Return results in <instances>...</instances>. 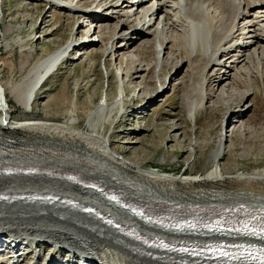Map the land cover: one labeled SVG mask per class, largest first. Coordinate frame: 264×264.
Returning a JSON list of instances; mask_svg holds the SVG:
<instances>
[{"label": "bare ground", "instance_id": "1", "mask_svg": "<svg viewBox=\"0 0 264 264\" xmlns=\"http://www.w3.org/2000/svg\"><path fill=\"white\" fill-rule=\"evenodd\" d=\"M44 1L54 7L70 10L69 3L63 0ZM92 3L101 10L108 8L110 12L107 18L100 20L84 15L88 21L79 22L76 30L78 34H74L56 52L36 63L18 84L8 87L7 93L29 113L37 92L64 64L81 58H85V62L96 60L102 50L92 48L101 43L103 56H106L108 79L104 97L96 105L93 104L97 99L96 94L93 99L84 100L81 103L87 110L84 116L77 98L87 94L93 83L76 82L72 89L73 98L62 101L64 108L61 114L12 124L5 98L6 89L0 84V158L4 156L27 164L45 163L54 167L57 173H0V192L55 193L97 207L124 223L137 226L147 234L160 235L162 231L147 227L97 190L61 177L59 172L65 169L78 170L91 177L100 175L135 194L167 200L175 206L229 207L226 203L235 202L264 208L258 206L264 205V169L245 175L223 174L220 161L225 152V133L212 153L210 168L198 175L188 174L190 166L179 175L145 170L116 155L110 148V137L104 135L105 130L113 125L117 111L125 116L128 102L136 103L142 96L155 91L154 87L147 85L152 73L151 63L140 56L132 57L134 52L130 49L134 43V31L131 28L145 30L150 37L154 35L151 41L141 40L138 49L155 45L162 81L168 76V65L174 63L171 60L175 57L189 59L186 60L190 80L183 101L189 112L188 119L197 120V116L208 109L206 107L211 98L209 92L216 94L211 108L216 109L219 106L217 104L225 100L230 102L233 98L236 103L238 99L243 100L251 95V79L260 72V75H264V0H94ZM114 20L118 26L130 28L129 32L116 35V26L103 25L99 27L97 39L91 38L95 31V21L102 23ZM83 34L85 38L78 40L77 36ZM76 50L78 54L69 61ZM221 58L224 61L219 62ZM114 61H119L116 66ZM93 65L96 66V61ZM209 72H212L210 79ZM115 77L118 86L113 89ZM223 83L227 89L219 90V85ZM233 85L235 89H232ZM113 90L115 98L112 97ZM145 110V107L140 109L143 113ZM60 118L63 121L57 123ZM193 147L197 149L201 146ZM202 233L203 236L192 239L224 238L212 237L211 233L205 231ZM106 235L116 240L115 233L106 226L68 207L26 201H0V237H13L16 243L18 238L23 239L13 246L17 252L29 239L41 238L52 245H61L80 253L85 264L92 259L104 264H171L164 257L163 260L149 259L117 243L114 244L115 248L110 247L108 244L111 242L106 239ZM99 243L102 250L94 254ZM17 252V258L12 259L13 264L21 263L22 255Z\"/></svg>", "mask_w": 264, "mask_h": 264}, {"label": "rangeland", "instance_id": "2", "mask_svg": "<svg viewBox=\"0 0 264 264\" xmlns=\"http://www.w3.org/2000/svg\"><path fill=\"white\" fill-rule=\"evenodd\" d=\"M63 1L69 3L70 10L54 7L44 0H0V84L6 89L5 98L12 124L41 120L46 115L55 117L61 114L64 108L62 101L65 98H73L72 89L76 82L92 81L93 83L87 94L77 98L84 116L87 113L86 107L81 105L84 100H91L96 94L97 99L93 103L96 105L104 97L108 79L105 67L106 56H103L104 50L101 43H97L92 48L98 51L102 50V54H99L96 60L85 62V58H81V60L64 64L56 75L51 77L37 92L33 109L31 108L29 113L25 112L7 93L8 87L18 84L36 63L56 52L74 34H78L76 30L79 27V22H87L88 17L102 20L107 18L106 15L110 12L108 8L101 10V8L93 6L94 0ZM117 24L115 20L102 21V23L95 21L93 23L95 31L91 38L97 39L99 27L103 25L116 26L118 28L115 30L116 35H124L129 32L130 28ZM131 30L134 31V43L130 49L134 52L132 57L140 56L141 59L145 58L151 63L152 73L147 80V85L154 87L155 91L142 96V99L136 103L128 102L129 106L125 116L119 114L118 111L114 114L113 125L109 127L110 129L107 128L104 133L110 137L111 150L119 157L124 158L125 161L139 165L148 171L179 175L190 166L188 174L198 175L210 168L212 153L225 133L226 138L223 143L225 152L220 161L224 175H245L264 169V75H260V72L254 79H251V90H253L251 95L243 100L238 99L236 103L233 98L229 99L230 102L225 100L223 103L217 104L219 106L216 105V109L211 108L215 103L216 94L213 91L209 92L211 98L206 107L208 109L199 114L197 120H190L188 119L189 112L183 101V96L189 87L190 72L187 64L189 59L186 57L177 59L172 55L176 60H171L174 63L170 62L166 72L168 76H165L162 81L155 45L138 49L141 40L151 41L154 35L150 37L142 29L131 28ZM85 36V34L78 35L77 39L82 40ZM107 41L109 42V39ZM167 46L171 45L167 44ZM250 52L249 50L248 53ZM76 54H78V50L72 54L69 61H72ZM223 59L221 58L219 62H222ZM95 61L96 66L93 65ZM118 62L114 61L113 64L116 66ZM211 73L209 72L208 79H210ZM137 81L140 83V79ZM117 86L118 81L115 77L112 88L116 89ZM232 87V89L236 88L235 85ZM151 89L149 88V90ZM223 89H227L225 83L219 85V90ZM114 91H112L113 98L116 96ZM46 103L48 107H46ZM143 107L146 109L144 113L140 111ZM62 119L60 118L57 123H61ZM82 119L81 129L84 127V117ZM80 128L78 129L81 130ZM196 145L201 147L196 149L193 147ZM226 204L231 206L246 203L230 202ZM11 224L12 222L10 226ZM161 233L162 236L182 239L173 233L170 235L166 232ZM105 237L111 242L108 245L115 248L114 244L116 243L111 240V236L106 235ZM18 239L19 241L23 240ZM28 241H26L28 242L27 247L31 251L27 255H22L20 264H74V262L81 264L78 259L82 256L76 251L61 245H52L51 242L41 238ZM104 243L106 244V242ZM9 244L12 245L11 241ZM2 248L0 264H13L12 259L17 258V250L10 249L6 245ZM95 249L94 254L102 250L100 243ZM95 260L92 259L88 263H94Z\"/></svg>", "mask_w": 264, "mask_h": 264}]
</instances>
